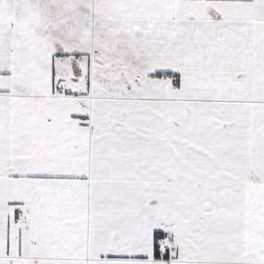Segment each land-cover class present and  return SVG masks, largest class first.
I'll use <instances>...</instances> for the list:
<instances>
[{
	"label": "snow or ice",
	"instance_id": "6c2138e0",
	"mask_svg": "<svg viewBox=\"0 0 264 264\" xmlns=\"http://www.w3.org/2000/svg\"><path fill=\"white\" fill-rule=\"evenodd\" d=\"M0 264H264V0H0Z\"/></svg>",
	"mask_w": 264,
	"mask_h": 264
}]
</instances>
